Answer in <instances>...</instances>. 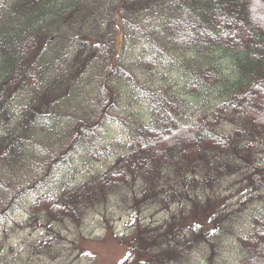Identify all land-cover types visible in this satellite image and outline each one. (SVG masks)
Returning a JSON list of instances; mask_svg holds the SVG:
<instances>
[{
    "label": "trees",
    "instance_id": "1",
    "mask_svg": "<svg viewBox=\"0 0 264 264\" xmlns=\"http://www.w3.org/2000/svg\"><path fill=\"white\" fill-rule=\"evenodd\" d=\"M109 124L127 147L98 141ZM96 142L109 168L32 193ZM263 153L264 0H0L1 214L28 193L58 224L113 200L174 209L132 225L124 264H214L226 239L264 264ZM238 185L256 207L240 233L219 207Z\"/></svg>",
    "mask_w": 264,
    "mask_h": 264
},
{
    "label": "rangeland",
    "instance_id": "2",
    "mask_svg": "<svg viewBox=\"0 0 264 264\" xmlns=\"http://www.w3.org/2000/svg\"><path fill=\"white\" fill-rule=\"evenodd\" d=\"M152 78L157 77H150ZM207 104L208 102L204 101L200 106ZM197 113L201 112L197 110ZM197 113L192 116L193 120ZM142 122L148 121L144 119ZM86 141L90 142V139ZM98 141L127 147L125 144H128V134L122 127L109 124L99 134ZM99 142L91 149L96 151L98 156L109 155L107 158L100 162L91 160L87 156L91 149L82 145L77 148L73 159L67 165L52 171L42 185L37 186L32 193L34 195L44 192L56 193L64 185L73 186L88 175L109 168L117 156L103 152V146ZM116 149V147L113 149V153ZM260 161L264 164V153L260 155ZM37 177L42 178L41 172ZM7 193L12 194L9 191ZM28 196L26 197L29 198ZM26 197L10 206L8 213L0 212V261L5 264H124L129 252L126 245L134 234L132 225L140 220L144 223L159 224L174 213V209L157 211L148 208L142 213L135 212L127 203L113 200L87 212L76 225L71 219L70 223L58 224L45 221L41 213H36L32 218L28 214L32 200ZM247 197V192L242 191L241 185H238L224 193L222 200L226 202L219 204V207L228 209L230 218L234 217L237 220L233 225L236 233L243 230L242 224L248 223L249 216L256 211L255 204L248 202ZM239 255L231 240L226 239L218 256H213V263L236 264L240 261ZM204 257L202 253H197L193 264H203L206 262Z\"/></svg>",
    "mask_w": 264,
    "mask_h": 264
}]
</instances>
